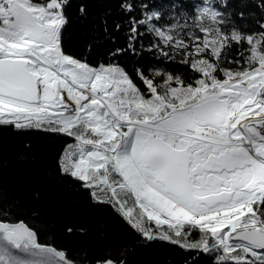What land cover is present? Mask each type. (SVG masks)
<instances>
[{"label":"snow or ice","instance_id":"snow-or-ice-1","mask_svg":"<svg viewBox=\"0 0 264 264\" xmlns=\"http://www.w3.org/2000/svg\"><path fill=\"white\" fill-rule=\"evenodd\" d=\"M116 2L125 42L94 66L62 47L70 0H0V125L72 138L61 175L186 264H264V0ZM0 264L77 261L0 206Z\"/></svg>","mask_w":264,"mask_h":264},{"label":"trees","instance_id":"trees-1","mask_svg":"<svg viewBox=\"0 0 264 264\" xmlns=\"http://www.w3.org/2000/svg\"><path fill=\"white\" fill-rule=\"evenodd\" d=\"M66 9L69 22L62 31V47L69 54L85 56L94 66L104 53L122 46L123 31L113 29L121 19L116 0H70ZM86 8L82 16L80 5ZM189 10L191 3L186 5ZM107 21L109 34L103 31ZM110 36L116 38L112 43ZM147 43V40L145 41ZM91 46V54L88 48ZM145 56L140 63L148 64ZM122 63L131 71L132 57ZM168 70L190 80L194 73L180 65ZM75 143L72 138L45 129L17 130L0 125V206L11 220H24L37 233L39 242L64 250L77 264L111 249L124 254L127 264H186L190 254L168 242L141 239L107 204L92 200L80 183L61 175L59 161ZM131 206V202H129ZM138 211V209H136ZM71 228L72 232L67 230ZM198 238V234H194ZM198 264H210L200 256Z\"/></svg>","mask_w":264,"mask_h":264},{"label":"water","instance_id":"water-1","mask_svg":"<svg viewBox=\"0 0 264 264\" xmlns=\"http://www.w3.org/2000/svg\"><path fill=\"white\" fill-rule=\"evenodd\" d=\"M18 255H20V256H25V254L24 253H22V252H20V253H17ZM27 258H30V257H27Z\"/></svg>","mask_w":264,"mask_h":264}]
</instances>
